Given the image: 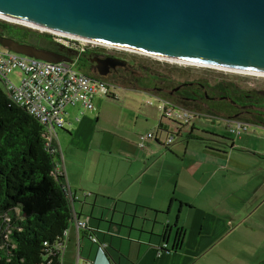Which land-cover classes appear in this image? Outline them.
<instances>
[{"label":"crops","instance_id":"crops-1","mask_svg":"<svg viewBox=\"0 0 264 264\" xmlns=\"http://www.w3.org/2000/svg\"><path fill=\"white\" fill-rule=\"evenodd\" d=\"M98 95L106 96L97 93L93 100ZM155 95L194 118L189 124L164 118L158 101L154 107L127 103L105 120L94 102L90 110L65 107V125L55 131L56 166L73 215L87 218V227L70 225L61 264H261L264 146L257 145L264 123L248 120L258 129L212 144L195 132L197 118L209 115ZM132 114L135 126L141 116L139 125L153 129L144 132L155 135L144 147L140 133L130 136L122 127ZM172 131L174 141L166 145L159 132ZM194 137L205 142L190 141Z\"/></svg>","mask_w":264,"mask_h":264},{"label":"water","instance_id":"water-1","mask_svg":"<svg viewBox=\"0 0 264 264\" xmlns=\"http://www.w3.org/2000/svg\"><path fill=\"white\" fill-rule=\"evenodd\" d=\"M0 15L86 41L264 74V0H0ZM0 46L67 62L9 37Z\"/></svg>","mask_w":264,"mask_h":264},{"label":"trees","instance_id":"trees-1","mask_svg":"<svg viewBox=\"0 0 264 264\" xmlns=\"http://www.w3.org/2000/svg\"><path fill=\"white\" fill-rule=\"evenodd\" d=\"M45 135V127L0 85V264H61L55 247L73 209ZM179 244L178 237L174 246Z\"/></svg>","mask_w":264,"mask_h":264},{"label":"built area","instance_id":"built-area-1","mask_svg":"<svg viewBox=\"0 0 264 264\" xmlns=\"http://www.w3.org/2000/svg\"><path fill=\"white\" fill-rule=\"evenodd\" d=\"M47 33L59 37V41L64 44H68V41L75 39L81 46L127 51L115 45L86 41L54 31H47ZM201 67L221 71L225 74L258 76L246 73V71L243 70L219 66L205 65ZM16 69L19 70L21 74L17 82L9 77ZM249 84H251V82H249ZM0 85L15 105L25 109L45 127V146L50 152L55 154L57 153L55 131L57 128H62L65 125L64 110L66 106L78 104L84 109L90 110L94 108L93 97L95 94L101 93L106 96H116L114 94V85L109 84L104 79L93 78L75 69V67L68 62L41 60L8 49H0ZM147 103L151 104L150 101H147ZM158 103L162 117L169 120H174L181 124H189L195 116L194 113L188 110L177 109L169 100L159 98ZM226 121L229 132L236 136L245 132L249 125L248 122L241 119H227ZM154 137L155 135L153 132L140 134L139 146L144 147L145 141L153 139ZM174 138L175 132H169L166 136L165 144L170 145L174 141ZM55 174L64 177L63 172L58 170L57 166ZM72 224L77 230L85 229L87 227V218L80 219L73 215L70 225ZM70 225L63 232L62 238L55 247L60 256L68 238ZM89 237L92 242L100 246V242L97 241L94 235Z\"/></svg>","mask_w":264,"mask_h":264},{"label":"rangeland","instance_id":"rangeland-1","mask_svg":"<svg viewBox=\"0 0 264 264\" xmlns=\"http://www.w3.org/2000/svg\"><path fill=\"white\" fill-rule=\"evenodd\" d=\"M6 22L8 21L6 20ZM8 23L16 24L21 27L28 28L30 30L37 29L21 23H16L11 21H9ZM0 49L3 50L5 48L0 46ZM120 52L128 53L129 57H131L132 61L134 62V64L126 67L124 70L129 74L131 78H129V80L127 81H121V82H113L104 79L109 84H112L115 87H117L118 94L115 97L112 96L106 97V96L98 95L97 97L94 98L93 102L95 103L97 109L100 111V118L102 120H105L106 117L112 118L121 109H123V107H125L127 103L135 104L143 107V106H148L145 105L146 101H150L152 104L151 106L154 107L156 105V102L158 101L157 98L158 96L155 94L163 95L170 100L176 101L177 95H175L176 94L175 92L173 93V95H166V94L167 93L169 94L171 93V91H174V88L176 87L179 88V86H181L183 82L186 83L195 82L196 85L200 82L208 83L209 85H213L218 82H226L229 83L230 86L232 87L239 86L243 88H260V89L262 88L264 90V76H253V75H244V74H225L221 71L209 69L206 67H201L198 65H192V64L188 65V64L177 63L168 60L166 61L158 60L155 57H151L134 51L127 50ZM20 75H21L20 71L16 69L9 75V77L12 78L15 82H17ZM247 82H251V84L248 85ZM200 89L201 92L203 93L204 91L203 88L200 87ZM97 102H99V104ZM227 105L229 104L225 103L224 106L220 108L226 109ZM194 109L206 115H210L208 112L209 111L208 107L202 106L200 108H194ZM250 110H252L251 112L254 113V116L243 117V118H247V120L255 121L258 120L260 117L264 120V104H261L260 106L257 107H250ZM136 117H137L136 114H132L129 117L130 121L128 122V125L122 126V127H127V129H129L130 136H132L134 133H137L136 135H138L139 133L141 134V132L144 133L148 129H151V128H147L148 124L139 125L141 124L140 123V120L142 118L141 116H138L139 118L138 125L135 126L133 122L135 121ZM211 117L212 116H207V117L201 116L200 118H197L198 120L195 122L197 126L195 132L198 134L200 138H202L205 141L209 140L208 142L212 144H216L215 140L219 141L218 139L226 140V142L228 143L230 139L233 140L237 138L232 133L227 131L226 120L221 118H211ZM255 127L256 126L248 125V130L258 129L257 127L256 128ZM259 127L261 128L258 129L260 132L258 134V137L260 138L259 141L261 142L257 145V147L261 149V147L264 146V126H259ZM159 133L161 135V139H164V137H166L167 135L166 132H159ZM223 136H226L227 138H229V140L224 138ZM200 138L197 139L194 137L191 138L190 141H200L202 140ZM182 139H179L178 142H182ZM203 140L202 142H205ZM54 159L56 160L55 156ZM55 162L56 165L58 166L57 160Z\"/></svg>","mask_w":264,"mask_h":264},{"label":"flooded vegetation","instance_id":"flooded-vegetation-1","mask_svg":"<svg viewBox=\"0 0 264 264\" xmlns=\"http://www.w3.org/2000/svg\"><path fill=\"white\" fill-rule=\"evenodd\" d=\"M0 37H9L38 48L54 51L76 69L93 78L113 82L127 81L131 78L124 70L134 62L126 52L81 46L75 39L64 44L59 41V37L50 33L40 32L38 29L30 30L3 20H0ZM117 60H123L125 63H118ZM200 87L203 88V93ZM174 92L177 95L176 99L180 102L194 108L208 107L209 116L224 120L241 119L248 122L247 118L243 117L254 116L250 107L264 104V90L262 88L232 87L226 82H221L220 86L217 83L209 85L200 82L196 85L195 82H183L179 88H174V91L166 95H173ZM225 103L229 104L226 109L220 108ZM255 121L264 123L260 117Z\"/></svg>","mask_w":264,"mask_h":264},{"label":"bare ground","instance_id":"bare-ground-1","mask_svg":"<svg viewBox=\"0 0 264 264\" xmlns=\"http://www.w3.org/2000/svg\"><path fill=\"white\" fill-rule=\"evenodd\" d=\"M0 19H3V20H7V21H11V22H15L11 19H8L4 16H1L0 15ZM18 23V22H16ZM22 24V23H21ZM25 25V24H24ZM27 26H30V27H33V28H37V27H34V26H31V25H27ZM38 30L40 31H48L50 32L51 30L49 29H44V28H37ZM57 33V32H56ZM100 43V42H99ZM106 44V43H105ZM110 45V44H109ZM118 48H123L125 50H128V51H134V52H137V53H141V54H145V53H142L140 51H136V50H131V49H127V48H124V47H120V46H117ZM145 55H148V56H151V57H155V58H158V59H161V60H168V61H172V62H177V63H183V64H192V65H198V66H205L204 64H201V63H194V62H186V61H180V60H175V59H172V58H169V57H164V56H161V55H156V54H145ZM246 73H249V74H255V75H258V76H264V74H259V73H251V72H247Z\"/></svg>","mask_w":264,"mask_h":264}]
</instances>
